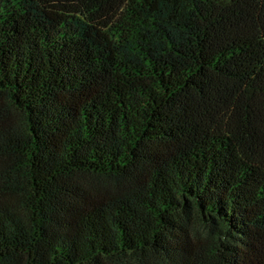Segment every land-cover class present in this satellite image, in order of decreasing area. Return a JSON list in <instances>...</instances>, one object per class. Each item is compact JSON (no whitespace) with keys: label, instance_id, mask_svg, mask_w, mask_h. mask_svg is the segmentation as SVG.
<instances>
[{"label":"trees","instance_id":"16d2710c","mask_svg":"<svg viewBox=\"0 0 264 264\" xmlns=\"http://www.w3.org/2000/svg\"><path fill=\"white\" fill-rule=\"evenodd\" d=\"M0 264H264V0H0Z\"/></svg>","mask_w":264,"mask_h":264}]
</instances>
